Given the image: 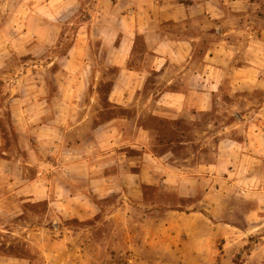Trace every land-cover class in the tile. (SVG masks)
Returning a JSON list of instances; mask_svg holds the SVG:
<instances>
[{"label": "rangeland", "instance_id": "374dc122", "mask_svg": "<svg viewBox=\"0 0 264 264\" xmlns=\"http://www.w3.org/2000/svg\"><path fill=\"white\" fill-rule=\"evenodd\" d=\"M129 27L133 65L149 58L145 37H196L182 54L199 70L209 54L211 107L166 120L109 103L119 66L98 47ZM76 44L84 62L69 60ZM63 82L78 93L63 140L17 131L42 124L33 94L55 119ZM90 114L149 125L154 156L132 123L92 147ZM2 151L15 161L0 163L1 187L39 181L34 201L0 211V264H264V0H0Z\"/></svg>", "mask_w": 264, "mask_h": 264}, {"label": "crops", "instance_id": "0c3cea01", "mask_svg": "<svg viewBox=\"0 0 264 264\" xmlns=\"http://www.w3.org/2000/svg\"><path fill=\"white\" fill-rule=\"evenodd\" d=\"M139 15L143 17L145 13H139ZM133 33L136 35L135 33H139V31L135 28L131 33V28L129 27L128 30L124 31V35L120 37L117 44L107 43L98 47L99 51L107 52L105 54L107 65L119 66L106 95V100L109 103L113 106H123L125 108L138 107L136 117L142 113V116L147 115L166 120L174 119L176 114L194 115L211 107L212 92L217 84L213 83L211 78H209V76L211 77V70L209 71L208 67L212 68V66L206 63L207 53L205 52L201 59V65L203 66L201 70L193 69L191 67L193 66V61L185 57V52L182 54V51L191 50L195 46L193 43L196 41V37H175L174 39L167 36H163L161 39L145 37L149 58L133 65V63H129L134 53V46L131 42ZM71 49L70 55L75 56L69 60L74 59L84 62V59L81 57L77 58V56H81L83 52L87 51L85 46L81 48L79 44H76ZM147 52L145 51V53ZM207 56L210 57L209 54ZM85 73L86 69L84 66H81L80 70L76 69L75 73L71 74V77H73L71 82L84 81ZM149 76L152 78H149ZM66 81L68 82V80ZM63 83L64 86L58 96L60 103L56 104L54 108L55 119L49 120L51 118L49 115L52 116L51 108L38 106L40 97L33 94L28 103L27 114L31 116L39 113L37 119L42 124L37 123L39 124L37 126L36 124H17V131H24L23 127L27 126L28 132L31 129L30 132L33 138L38 137L39 131V136L42 135L39 138L43 140L51 141L53 137V139L61 138L60 140H63L62 135L63 132L68 130V125L78 124L76 118H74L73 123L68 122V120L72 119L74 113L76 114L78 111V107L75 108L76 103H74L78 93L74 91L73 95L69 96L68 91H65L67 84ZM91 96L90 100H97L96 95ZM67 101L71 102L68 107L66 106ZM40 113L44 114V116H41L42 114ZM90 117L93 123L87 122L84 128L90 130L85 141L89 139L92 147H99L103 144L105 146L113 145L114 139L117 138V133H125L126 130H129L127 127L129 123H132L133 130L135 129L136 132L133 138L136 145L141 149V155L154 156L148 151L150 150V136L152 135V129L149 125L141 124L136 119L123 115H112L98 122H95L92 114H90ZM57 134L59 135L58 137ZM65 144H67V141ZM5 155L6 151H2L0 163H9V160L14 163V157L8 158ZM5 176V172L0 170V179ZM18 177L23 178L24 176L19 175ZM11 180H13L12 176L7 178L9 184L6 187L0 186V211L7 204L10 207H17L20 203L29 200L34 201L35 199V193L32 192V188L38 184L39 179L36 176L25 178L27 184L24 187L15 186Z\"/></svg>", "mask_w": 264, "mask_h": 264}]
</instances>
